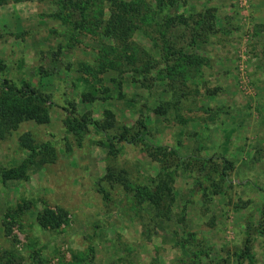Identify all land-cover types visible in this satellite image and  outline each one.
<instances>
[{
  "label": "rangeland",
  "instance_id": "rangeland-1",
  "mask_svg": "<svg viewBox=\"0 0 264 264\" xmlns=\"http://www.w3.org/2000/svg\"><path fill=\"white\" fill-rule=\"evenodd\" d=\"M8 88L5 264H264V0H0Z\"/></svg>",
  "mask_w": 264,
  "mask_h": 264
},
{
  "label": "trees",
  "instance_id": "trees-1",
  "mask_svg": "<svg viewBox=\"0 0 264 264\" xmlns=\"http://www.w3.org/2000/svg\"><path fill=\"white\" fill-rule=\"evenodd\" d=\"M122 21V20H120ZM124 34L122 29L119 30V35ZM3 82H7L6 80H2ZM23 88L21 90L28 93L30 97L33 99L41 100V96L36 92V90L31 87L28 83L23 84ZM9 92L5 93L0 91V138L4 137V135L13 130L17 124L24 120H34L35 122L46 121V116L43 114H39L37 108H34L33 103L26 104L22 101L21 97H14L13 92L10 88H8ZM18 90V92H21ZM121 139L124 138L123 134L119 136ZM164 195L162 192H159L160 201L161 196ZM2 254L0 253V264H5L8 260L7 258L4 260Z\"/></svg>",
  "mask_w": 264,
  "mask_h": 264
}]
</instances>
